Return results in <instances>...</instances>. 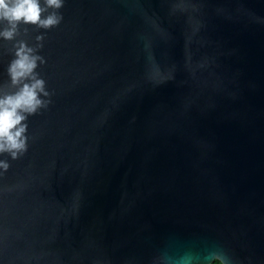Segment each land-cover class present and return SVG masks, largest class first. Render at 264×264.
I'll use <instances>...</instances> for the list:
<instances>
[{
  "label": "water",
  "instance_id": "1",
  "mask_svg": "<svg viewBox=\"0 0 264 264\" xmlns=\"http://www.w3.org/2000/svg\"><path fill=\"white\" fill-rule=\"evenodd\" d=\"M51 11V10H49ZM20 37L53 93L0 175V264H264V0H65ZM0 39V85L13 59Z\"/></svg>",
  "mask_w": 264,
  "mask_h": 264
},
{
  "label": "clouds",
  "instance_id": "2",
  "mask_svg": "<svg viewBox=\"0 0 264 264\" xmlns=\"http://www.w3.org/2000/svg\"><path fill=\"white\" fill-rule=\"evenodd\" d=\"M65 0H0V39L12 42L13 59L8 64L9 80L0 85V155L7 153L12 160L27 153L29 117L49 108L53 93L37 69L46 63L39 54L44 35L35 37V45L26 39L29 26L51 30L58 27ZM51 10V11H49ZM10 164L0 160V175ZM152 264H230L227 254L218 246L185 249L182 252H159Z\"/></svg>",
  "mask_w": 264,
  "mask_h": 264
}]
</instances>
